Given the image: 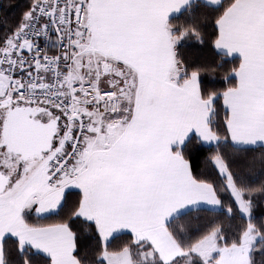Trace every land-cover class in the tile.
Wrapping results in <instances>:
<instances>
[{
  "label": "crops",
  "instance_id": "1",
  "mask_svg": "<svg viewBox=\"0 0 264 264\" xmlns=\"http://www.w3.org/2000/svg\"><path fill=\"white\" fill-rule=\"evenodd\" d=\"M79 1L85 5L89 36L77 43L71 77L87 81L88 72L97 73L88 81L115 86L121 108L112 114L86 111L90 127L72 175L63 179L67 188L55 210L35 215L55 212L65 192L77 190L76 215L93 222L103 241L130 233L135 243L149 245L141 254L143 262L168 263L184 252L166 224L189 210H216L219 201L213 188L194 180L188 163L172 151L191 135L207 146L218 138L208 127L211 100L200 99L196 74L179 81L175 39L166 22L193 1L216 6L221 0ZM216 27L215 50L240 60L236 87L222 96L230 140L238 147L264 148V0H235ZM98 71L108 77L105 82ZM115 73L127 78L120 81ZM67 130L69 134L71 127ZM17 208L10 220L0 215V264L5 236L50 264H78L66 226H28L22 207ZM102 259L105 264H135L129 249L104 252Z\"/></svg>",
  "mask_w": 264,
  "mask_h": 264
},
{
  "label": "trees",
  "instance_id": "2",
  "mask_svg": "<svg viewBox=\"0 0 264 264\" xmlns=\"http://www.w3.org/2000/svg\"><path fill=\"white\" fill-rule=\"evenodd\" d=\"M34 1L0 0V51L24 23ZM234 1L221 0L216 6L193 1L166 22L170 36L175 39L174 59L181 68L179 81L196 74L200 99L211 100L208 127L218 138L217 144L207 146L191 135L172 151L188 163L194 180L213 188L219 208L189 210L166 224L168 233L184 252L168 263L159 259L143 262L141 254L149 250V245L135 243L130 233H121L103 241L93 222L76 215L81 200L77 190L66 191L53 213L43 216L23 213L28 226H66L74 239L73 256L78 264H105L102 259L104 252L117 253L124 249L130 250L135 264H205L198 255L191 253V248L198 241L215 231L217 246L238 245L249 226L260 236L251 248L249 264H264V148L238 147L231 142L227 129L228 111L222 96L236 87L240 60L223 55L214 48L218 33L216 24ZM216 157L224 163L247 203L248 218L241 215L228 191L225 178L213 162ZM1 252L3 264H50L47 257L20 246L11 236L2 239Z\"/></svg>",
  "mask_w": 264,
  "mask_h": 264
},
{
  "label": "built area",
  "instance_id": "3",
  "mask_svg": "<svg viewBox=\"0 0 264 264\" xmlns=\"http://www.w3.org/2000/svg\"><path fill=\"white\" fill-rule=\"evenodd\" d=\"M89 36L85 5L79 0H35L24 23L0 51V78L6 94L61 115L70 127L65 146L48 162L52 186L72 175L83 152L90 120L86 111L116 113L115 86L73 80L78 41Z\"/></svg>",
  "mask_w": 264,
  "mask_h": 264
},
{
  "label": "rangeland",
  "instance_id": "4",
  "mask_svg": "<svg viewBox=\"0 0 264 264\" xmlns=\"http://www.w3.org/2000/svg\"><path fill=\"white\" fill-rule=\"evenodd\" d=\"M96 74L91 71L88 72L87 81ZM98 76L101 83L108 79L107 76L102 75L101 71H98ZM113 76L118 77L120 81L127 78L125 75L119 77L116 73ZM5 87V79L0 78V127H2L9 110L28 106L24 99L6 94ZM58 117L59 123L48 151H44L38 156L33 155L24 158L8 151L3 145L0 147V172L8 177V183L0 193V215L4 216L6 220H10L18 214L16 207H22L23 213L32 214L55 210L58 198L66 190V180H59L52 186L47 183L48 170H46V166L66 139L67 127H70L61 115ZM213 162L219 173L225 178V184L236 201L241 215L248 218V205L242 199L241 192L235 187L224 163L217 157L214 158ZM8 206L9 208L6 209ZM215 237L216 232H211L191 248V253L198 255L205 264H249L248 257L251 248L260 239V236L253 232L251 226L243 233L238 245L219 247Z\"/></svg>",
  "mask_w": 264,
  "mask_h": 264
},
{
  "label": "water",
  "instance_id": "5",
  "mask_svg": "<svg viewBox=\"0 0 264 264\" xmlns=\"http://www.w3.org/2000/svg\"><path fill=\"white\" fill-rule=\"evenodd\" d=\"M59 123V117L42 106L13 108L0 130L1 144L21 157L38 156L48 151ZM7 177L0 174V193Z\"/></svg>",
  "mask_w": 264,
  "mask_h": 264
},
{
  "label": "flooded vegetation",
  "instance_id": "6",
  "mask_svg": "<svg viewBox=\"0 0 264 264\" xmlns=\"http://www.w3.org/2000/svg\"><path fill=\"white\" fill-rule=\"evenodd\" d=\"M6 118V117H5Z\"/></svg>",
  "mask_w": 264,
  "mask_h": 264
}]
</instances>
